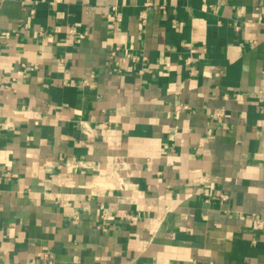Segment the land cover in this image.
Here are the masks:
<instances>
[{"label": "crops", "instance_id": "crops-1", "mask_svg": "<svg viewBox=\"0 0 264 264\" xmlns=\"http://www.w3.org/2000/svg\"><path fill=\"white\" fill-rule=\"evenodd\" d=\"M261 8L0 0V264H264Z\"/></svg>", "mask_w": 264, "mask_h": 264}, {"label": "built area", "instance_id": "built-area-1", "mask_svg": "<svg viewBox=\"0 0 264 264\" xmlns=\"http://www.w3.org/2000/svg\"><path fill=\"white\" fill-rule=\"evenodd\" d=\"M30 2H32L34 5H37L39 2H46L49 6H55L56 4L58 3H63L65 2L66 0H29ZM152 5V2L151 1H146L143 5V10L140 12V21L141 22H144V19H145V10ZM160 9L161 11L164 13L165 12V7L164 5H160ZM29 13L31 15L34 14V8L30 9ZM257 23L258 24H262L264 23V8H261L260 9V12H259V15L257 17ZM235 28H238V26H236ZM69 34H74L76 32V28L74 26H71L68 30ZM108 58L110 60V62L114 65V66H119L121 64H125L129 61H135V56L122 49L120 46L116 45V46H113L109 49V52H108ZM88 81L87 80H83L81 82V85L84 86V85H88ZM255 98L261 100L264 102V85H262L258 90L257 92L254 94ZM223 112L221 110H219L216 115L217 116H222ZM262 124H263V127H264V118L262 120ZM219 197L221 200H225L227 198V196L225 194H219ZM256 227H260V224L259 223H256Z\"/></svg>", "mask_w": 264, "mask_h": 264}]
</instances>
